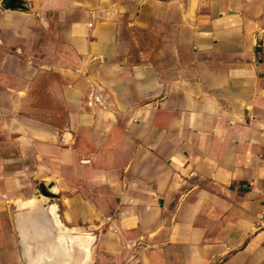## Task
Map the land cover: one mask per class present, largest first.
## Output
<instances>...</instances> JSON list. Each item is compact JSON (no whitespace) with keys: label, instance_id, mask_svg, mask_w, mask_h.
I'll list each match as a JSON object with an SVG mask.
<instances>
[{"label":"crops","instance_id":"1","mask_svg":"<svg viewBox=\"0 0 264 264\" xmlns=\"http://www.w3.org/2000/svg\"><path fill=\"white\" fill-rule=\"evenodd\" d=\"M0 0V264H264V0Z\"/></svg>","mask_w":264,"mask_h":264},{"label":"water","instance_id":"2","mask_svg":"<svg viewBox=\"0 0 264 264\" xmlns=\"http://www.w3.org/2000/svg\"><path fill=\"white\" fill-rule=\"evenodd\" d=\"M13 2H14V0H7L6 3H5L6 7L12 8L13 7V4H12Z\"/></svg>","mask_w":264,"mask_h":264},{"label":"built area","instance_id":"3","mask_svg":"<svg viewBox=\"0 0 264 264\" xmlns=\"http://www.w3.org/2000/svg\"><path fill=\"white\" fill-rule=\"evenodd\" d=\"M262 216H263V218H264V209H263V212H262Z\"/></svg>","mask_w":264,"mask_h":264}]
</instances>
